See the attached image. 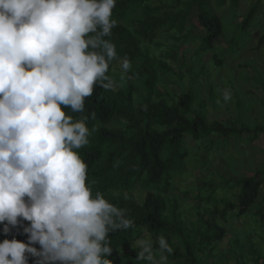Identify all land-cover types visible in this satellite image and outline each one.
I'll return each instance as SVG.
<instances>
[{
    "label": "trees",
    "instance_id": "trees-1",
    "mask_svg": "<svg viewBox=\"0 0 264 264\" xmlns=\"http://www.w3.org/2000/svg\"><path fill=\"white\" fill-rule=\"evenodd\" d=\"M240 1L250 0H230V4L236 6ZM225 2L117 0L113 10L117 25L107 39L115 44L118 57H127L132 67L121 80L120 73L115 71L120 69L119 59L112 61L108 74L116 81V89L97 86L92 96L85 100L84 113L68 112L74 118L95 113V118L88 121L89 128H95L89 144L79 150L88 164V178L94 191L102 192L111 203L125 209L127 218L134 221L129 229L109 234L113 251L108 259L113 264H147L136 259L139 249L132 247L137 238L147 234L152 237L154 249L158 248L155 243L158 236L167 238L173 248L168 256L169 264H228L229 261L264 264V256L253 249L249 240L253 234L249 231L238 230L241 234L246 233L243 239L236 232L226 238L230 218L249 221L245 216L248 212L254 216L255 224L260 223L264 230L262 204L252 213L260 189L264 187V169L253 167L248 169L251 175L238 173L236 177L228 166L222 173L215 171V176L212 174L215 186L205 182L209 171L215 168L212 159L214 138L223 145L228 140L225 145L229 148L234 145L230 140L232 135L249 134V129L245 125L240 127L235 119L224 123L209 122L204 115V103L196 104L197 95L192 90L183 92L179 103H175L173 97H170L172 105L164 101L157 88L158 71L147 48L155 42L157 32L162 28L178 33L179 38L171 33V41L185 44L188 37L185 34L179 36V33L187 25L191 10L197 8L196 19L204 36L190 39L198 42L197 55L211 52L214 42L224 34L222 22L213 13L211 4L220 7ZM256 12L254 5L240 21L234 36L248 38L247 29ZM263 44L264 32L258 39V48ZM225 46L226 53L239 51L233 38L225 42ZM178 49V46H170L169 58H163L162 66L169 72H172L170 61ZM218 58L211 57V63L220 66ZM252 133L250 143L253 144L264 135V130L257 128ZM185 139L196 143V152L187 148ZM202 152L203 158L198 159ZM193 170L202 176L208 174L204 180L187 185L185 182ZM188 198L193 203L192 208L186 202ZM28 224L23 221L24 226ZM13 238L27 242V234L21 226L4 234L0 224V242ZM226 239L224 248H220ZM36 259L29 256L28 264H35Z\"/></svg>",
    "mask_w": 264,
    "mask_h": 264
},
{
    "label": "clouds",
    "instance_id": "clouds-1",
    "mask_svg": "<svg viewBox=\"0 0 264 264\" xmlns=\"http://www.w3.org/2000/svg\"><path fill=\"white\" fill-rule=\"evenodd\" d=\"M117 0H0V224L27 242H0V264H113L109 234L134 225L126 210L94 191L80 149L95 128L84 113L95 87L112 90L132 65L107 39ZM223 99H232L224 89ZM67 110V111H66ZM23 221L29 222L27 226ZM137 238L136 259L169 264L160 235ZM39 245V249L34 245Z\"/></svg>",
    "mask_w": 264,
    "mask_h": 264
},
{
    "label": "rangeland",
    "instance_id": "rangeland-1",
    "mask_svg": "<svg viewBox=\"0 0 264 264\" xmlns=\"http://www.w3.org/2000/svg\"><path fill=\"white\" fill-rule=\"evenodd\" d=\"M254 5L257 7V12L247 29L248 38L234 36L238 32L240 21ZM211 8L213 13L220 18L224 30L223 38L214 42L211 52L197 55L195 49L198 47V42L190 39L204 36L197 23V8L191 10L187 18V25L183 32L179 33V36L185 34L188 37L185 44L171 41V33L179 38L178 33L175 31L170 33L162 28L157 32L155 42L147 46L150 49L149 57L154 59V67L158 71L157 88L162 92L164 101H169V104L172 105L170 97H173L175 103H179L182 93L192 90L193 94L197 95L196 104L204 103V115L209 122L224 123L235 119L240 127L245 125L250 131L249 134L232 135L230 140L234 145L229 148L225 145L228 140L223 145L214 138L212 159L217 170L214 168L213 171H209L210 174L205 173L204 176L197 170H193L185 182L187 185H193L196 180H204L208 174L205 182L215 186L212 174L215 176V171L222 173L228 166L231 171L236 173V177H238V173L245 176L251 175L248 169L253 167L255 170L259 167L264 169V135L253 144L250 143L253 130L257 128L264 130V44L258 48V39L264 32V0L240 1L236 6H232L230 0H226L225 4L220 7L212 3ZM232 38L236 41L239 51L226 53L225 42ZM172 45L178 46L179 49L173 58L174 61L169 59L172 68V72H169L162 65L165 63L163 58H169V47ZM214 55L221 60L220 66L211 63V57ZM158 56L162 60H158ZM169 60L166 61L169 63ZM118 67L120 66L118 65ZM115 71L120 73L118 68ZM226 88L230 89L232 93V99L228 102L223 99V91ZM185 143L187 148L196 152L194 141L185 139ZM202 158L203 152L199 154L198 159ZM209 158L212 163L210 156ZM217 179L223 184L225 183L221 178ZM222 192L225 193V190ZM222 192L219 193L220 196H222ZM214 198L217 199V196ZM215 199L212 201L215 202ZM262 199H264V187L260 189L259 198L253 206L252 213H255L259 204H262L264 210ZM186 202L192 208L193 203L190 198L186 199ZM245 216L249 221L230 218V223L226 226V238L234 232L238 233L240 237L246 236V233L238 232L240 228L249 231L254 235L249 236V240L253 243V249L264 256V230L261 229L260 223L259 225L255 224L254 216L250 212ZM249 222L252 224L249 225ZM225 243H227V239L219 247H223ZM228 264H235V262L229 261Z\"/></svg>",
    "mask_w": 264,
    "mask_h": 264
}]
</instances>
